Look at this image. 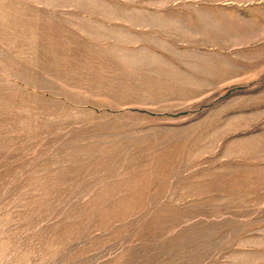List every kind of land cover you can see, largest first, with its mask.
<instances>
[{"label": "rangeland", "instance_id": "rangeland-1", "mask_svg": "<svg viewBox=\"0 0 264 264\" xmlns=\"http://www.w3.org/2000/svg\"><path fill=\"white\" fill-rule=\"evenodd\" d=\"M0 264H264V0H0Z\"/></svg>", "mask_w": 264, "mask_h": 264}]
</instances>
